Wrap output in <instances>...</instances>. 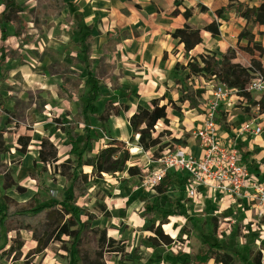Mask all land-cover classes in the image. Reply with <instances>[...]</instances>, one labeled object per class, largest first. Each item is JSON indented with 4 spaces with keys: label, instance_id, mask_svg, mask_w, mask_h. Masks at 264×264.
Instances as JSON below:
<instances>
[{
    "label": "rangeland",
    "instance_id": "rangeland-1",
    "mask_svg": "<svg viewBox=\"0 0 264 264\" xmlns=\"http://www.w3.org/2000/svg\"><path fill=\"white\" fill-rule=\"evenodd\" d=\"M16 2L18 9L14 11L5 10L0 2V193L18 202L27 201L36 194L40 204L61 202L69 186L62 176V165L69 159L70 149L64 121L87 103L90 84L85 67H90L101 84L102 94L97 103L101 113L105 110L112 113L114 107L127 103L120 94L125 91L112 81V72L100 56L104 49L98 46V37L107 33L104 27L109 24L107 20H96L95 40L85 56L78 44L80 25L75 27L70 0ZM236 2L242 11L264 5V0ZM121 5L116 1L115 7L121 8ZM3 12L10 15L11 21H5ZM123 12L128 13L125 9ZM2 31L8 35L5 41L1 38ZM207 58L214 61L210 56ZM221 69L222 65L215 67L216 72ZM175 76L179 81L171 91L154 99L158 106H167L169 119L167 124L159 121L151 133L152 138L159 141L156 147L145 150L139 146V135L133 134L129 126V110L107 117L103 124L97 118L89 119L92 155L112 139H117L126 143L131 158L124 172L91 179L89 194L78 200L83 209L82 220L86 222L81 234L80 264H169L165 260L167 255H196L202 235L209 234L214 225H217L218 240L226 243L229 254H241L251 263L259 260L264 264L263 216L226 215L220 212L217 204L212 205L209 198L201 204L199 200H189L180 182L172 183L163 201L182 200L188 214L169 220L167 229L162 227L164 234L172 240L169 245H154L147 241L155 234L153 224L143 217V206L155 198L157 189L146 190L143 183L154 171L162 168L158 163L162 154L179 146H188L197 129L192 128L194 115L200 111L209 85L208 77H212L209 73L194 75L189 67L187 70L186 67H176ZM64 83L78 87L79 92L71 99H62L60 86ZM152 101L145 103L144 107L152 110ZM79 130L85 137L84 125H80ZM132 147L137 148L135 154L131 153ZM40 151L48 159L46 165L39 161ZM42 167L47 172L36 182L33 175H37ZM130 167H135L136 172L130 174ZM89 168L84 171L90 173L92 169ZM7 182L11 185L8 189L5 188ZM11 237L24 240L22 255L1 257L4 251L1 250L0 264L71 262L61 244L52 243L42 252L32 253L37 242L24 226L7 234L0 230V247ZM209 264L215 263L211 261Z\"/></svg>",
    "mask_w": 264,
    "mask_h": 264
},
{
    "label": "trees",
    "instance_id": "trees-1",
    "mask_svg": "<svg viewBox=\"0 0 264 264\" xmlns=\"http://www.w3.org/2000/svg\"><path fill=\"white\" fill-rule=\"evenodd\" d=\"M237 1V0H231ZM5 10H17L18 5L16 0H0ZM73 8V22L75 27L80 25V40L78 42L81 47V53L88 55L89 49L93 42V25L89 27L82 26L81 13H78L76 7ZM204 10V9H203ZM225 9L217 11V16L222 18V13ZM173 14H178L175 11ZM6 22L11 21L10 15L2 13ZM187 20L184 28L178 29L172 33L174 39L179 40L184 45L185 52H191L196 46L202 43L201 30L192 26L188 21L192 17V11L186 9L183 13ZM241 16L247 21L246 29L239 36V50L251 57V67L246 68L240 64H233L235 52H229V55L224 57L222 69L220 72L215 71L218 66L217 61L210 62L207 57H200L195 64H188L190 72L194 75L209 73L221 83L226 84L231 88L243 90L255 74L264 75V69L259 60L254 58L255 51L260 54L264 49L261 45L254 43V28L257 25H264V5L253 7L242 11ZM220 23L214 21L204 27V31L211 33L213 36L219 35ZM2 41L8 38L6 31H2ZM248 40L246 45L242 44V40ZM176 67H179L177 65ZM90 67H85L87 79L90 84V89L87 96V103L84 108H78L76 113L70 119H65L64 126L66 128V139L68 146L69 159L62 165V176L69 184L66 189V197L61 202H50L40 204L37 202L38 194L27 201L18 202L8 195L0 193V230L6 234L14 231L17 227L24 226L27 231L33 233V240L37 242V247L32 250V253H40L47 249L52 243L61 244V248L66 250L70 255V264H80L79 248L81 243V234L86 228V222L82 220L83 209L78 205V200L89 194V182L91 179L102 178L104 175H116L125 171L128 162L130 161L129 149L126 143L112 139L107 143L96 155H92V137L89 129V119L97 118L101 124L110 116H118L121 112L126 113L129 110V104L124 103L122 106L114 107V111L105 110L101 113L98 106V100L101 97L102 89L98 77L91 73ZM79 92L78 87H72L69 84L60 86V95L62 99H71ZM248 96L246 93H242ZM260 112L264 113V95L260 100ZM152 110L139 105L136 113L128 120L131 131L135 135H139V146L145 150L156 147L159 143L157 139L152 138V131L159 121L165 124L169 122L167 115V106H158L157 101L151 102ZM123 107V108H122ZM2 124V113L0 112V126ZM84 125L85 137H82L79 126ZM39 161L43 164L48 163L44 152L40 151ZM85 167H90V173L84 171ZM89 168V169H90ZM47 172L46 168H40L34 180L38 182L41 177ZM130 174L136 172L135 167L128 169ZM35 174V173H34ZM186 174L183 172L170 171L163 181L156 187L157 195L152 201L144 203L143 217L153 225L152 230L155 237H149L148 242L154 245H169L172 240L168 235L164 234L163 226L170 223V217H183L188 213L185 203L177 199L174 201L164 200L174 180H178L181 184V189L184 190V181ZM8 180V176H7ZM11 185L7 182L5 188H10ZM238 213V212H237ZM157 223V226L155 225ZM156 226V227H154ZM217 225H214L209 234H203L201 244L196 255L192 257H183L182 253L177 255H167L166 262L169 264H208L211 260L215 264H261L259 260L251 263L245 256L241 254H229L226 248V243L217 238ZM67 238V240H66ZM158 238L160 241H158ZM24 240H18L17 237H11L0 247L1 257L22 255ZM4 246V247H3ZM8 246V249L6 250Z\"/></svg>",
    "mask_w": 264,
    "mask_h": 264
},
{
    "label": "crops",
    "instance_id": "crops-1",
    "mask_svg": "<svg viewBox=\"0 0 264 264\" xmlns=\"http://www.w3.org/2000/svg\"><path fill=\"white\" fill-rule=\"evenodd\" d=\"M116 1L122 4L121 8L115 7ZM69 4L71 8L76 7L80 13L82 12V23L85 27L93 25L95 31L98 28V24L96 25L98 20H107L109 23L104 26L107 33L98 37V46L104 49L100 56H103L107 62L105 64H108L109 71L112 72L110 75L113 77L112 81H115L118 87L124 88L125 92L120 94H122L123 102L129 104L130 108L127 112L129 117L136 113L139 105L145 106V103L161 97L166 91H171L170 89L179 81V78L175 76L177 65L186 67L187 70L189 61H198L202 56H210L218 62V66H221L224 57L231 51L235 52L233 64H240L246 68L251 64V57L238 48L239 36L246 29L247 21L241 16V5L236 1L70 0ZM124 9L128 13H124ZM186 9L192 11V17L188 22L200 29L202 36V43L189 53L185 52L184 45L179 40L172 37L174 31L184 28L187 23L183 16ZM222 9L225 10L222 18H219L216 13ZM175 11H178V14H173ZM214 21L220 23L217 36L203 30L206 25ZM253 34L254 43L261 45L264 49V25H257ZM94 40L93 34V42ZM241 43L246 45L248 40L244 39ZM254 58L261 62L264 69V51L262 54L255 51ZM108 82L110 83L111 80ZM204 94L200 111L194 115L193 130L204 119L205 108L211 98L209 85ZM263 95V93H251L247 96L248 106L239 105L231 111L221 110L218 122L221 137L225 140L237 138L236 132L250 118L256 119L257 124L261 125L263 128L261 134L243 135L236 141L243 164L248 167L253 178L259 179L264 184V114L257 113L253 108ZM179 147H183L196 157L201 155V149L194 135L188 142V146ZM173 182L177 184L179 181ZM205 198L209 197L204 196L199 203H202ZM209 199L212 205L217 204L220 212L226 215L238 212L244 215L260 216L258 214L260 209L250 199L245 198L243 203L238 205H233L229 199H221L220 196ZM262 216L264 217V212ZM172 218L175 217H170L169 220Z\"/></svg>",
    "mask_w": 264,
    "mask_h": 264
},
{
    "label": "built area",
    "instance_id": "built-area-1",
    "mask_svg": "<svg viewBox=\"0 0 264 264\" xmlns=\"http://www.w3.org/2000/svg\"><path fill=\"white\" fill-rule=\"evenodd\" d=\"M251 67V64L247 68ZM211 98L204 113V119L194 132L198 141L201 155L196 157L183 147L167 150L159 157L158 163L162 168L154 171L143 183L146 190L154 189L170 171L186 174L184 190L186 198L192 201L204 196L229 199L233 205L243 203V200L254 201L264 212V184L253 178L252 173L241 159L236 139L243 135H259L263 128L256 119L246 120L236 132L237 138L223 139L219 127L221 110L231 111L239 105L248 106L247 96L242 93H263L264 75L255 74L243 89L231 88L218 81L214 76L209 78ZM260 101L254 107L260 112ZM264 114V113H261Z\"/></svg>",
    "mask_w": 264,
    "mask_h": 264
},
{
    "label": "bare ground",
    "instance_id": "bare-ground-1",
    "mask_svg": "<svg viewBox=\"0 0 264 264\" xmlns=\"http://www.w3.org/2000/svg\"><path fill=\"white\" fill-rule=\"evenodd\" d=\"M137 152V148H134V147H132L131 148V153L132 154H135ZM175 218H172V220H174ZM178 221V220H177ZM174 225V224H173ZM169 227V225H165V226H163V228L164 229H167ZM171 228V227H170ZM168 231V230H167ZM170 231V230H169Z\"/></svg>",
    "mask_w": 264,
    "mask_h": 264
}]
</instances>
